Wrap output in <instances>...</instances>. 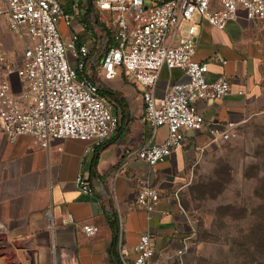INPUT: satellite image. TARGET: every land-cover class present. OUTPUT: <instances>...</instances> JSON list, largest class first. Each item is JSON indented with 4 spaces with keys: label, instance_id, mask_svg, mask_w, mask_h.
I'll list each match as a JSON object with an SVG mask.
<instances>
[{
    "label": "crops",
    "instance_id": "obj_1",
    "mask_svg": "<svg viewBox=\"0 0 264 264\" xmlns=\"http://www.w3.org/2000/svg\"><path fill=\"white\" fill-rule=\"evenodd\" d=\"M61 3L64 11L75 16L70 26L60 21L64 38L76 36L79 43L88 44L90 65L95 67L111 43L108 25L103 19L97 21L92 0ZM0 41L9 52L24 46V40L9 28L5 13H0ZM213 55L226 62L212 61L210 76L226 74L232 88L221 99L201 100L199 107L206 120L234 121L240 127L264 110V18L250 19L241 13L224 28L201 21L196 56L205 60ZM186 80L182 69L164 67L158 94L163 96L170 83ZM103 82L102 93L112 102L119 124L95 150L86 151L88 141L77 138H56L49 148H43L29 134L12 139L0 131V264H122L117 245L121 221L131 256L143 232L151 234L160 264H177L176 251L184 245L187 252L193 226L176 185L196 155L214 143L211 135L207 129H188L183 145L166 160L151 166L135 158L123 166L128 149L163 141L168 128L162 125L152 136L144 119L141 89L124 72ZM80 172L87 176L92 193L76 186ZM145 180L160 191L153 211L137 202ZM48 210L54 228L49 226ZM70 214L75 221H66ZM86 223L96 225L97 231L87 234Z\"/></svg>",
    "mask_w": 264,
    "mask_h": 264
},
{
    "label": "built area",
    "instance_id": "obj_2",
    "mask_svg": "<svg viewBox=\"0 0 264 264\" xmlns=\"http://www.w3.org/2000/svg\"><path fill=\"white\" fill-rule=\"evenodd\" d=\"M2 1L0 13L8 16L9 28L24 40V46L13 52L0 41V131L10 138L29 134L43 148L56 138L88 141L86 151L101 147L119 124L112 102L102 93V81L121 72L141 89L144 119L152 136L160 126L168 128L163 141L128 149L123 166L135 158L151 166L166 160L183 145L188 129H207L213 142L239 134L238 123L206 120L199 107L201 100L223 98L232 85L224 73L210 76V63L226 59L197 58V26L205 20L224 28L241 13L250 19L264 18V0H92L96 11L108 13L117 40L106 45L95 67L90 65L88 44L79 43L76 36L64 38L59 23L63 20L70 26L75 16L64 11L61 0ZM164 67L182 69L188 80L170 83L160 96ZM75 183L81 191L92 193L84 173L77 175ZM159 200V189L143 181L139 206L153 211ZM47 214L54 228L51 211ZM66 221L75 217L70 214ZM83 227L89 235L98 229L91 223ZM117 245L122 264H160L149 232L140 235L131 256L121 221ZM186 249L184 245L176 251L177 264H185Z\"/></svg>",
    "mask_w": 264,
    "mask_h": 264
},
{
    "label": "rangeland",
    "instance_id": "obj_3",
    "mask_svg": "<svg viewBox=\"0 0 264 264\" xmlns=\"http://www.w3.org/2000/svg\"><path fill=\"white\" fill-rule=\"evenodd\" d=\"M97 17L113 29L107 12ZM185 172L176 185L193 226L185 264H264V110Z\"/></svg>",
    "mask_w": 264,
    "mask_h": 264
},
{
    "label": "trees",
    "instance_id": "obj_4",
    "mask_svg": "<svg viewBox=\"0 0 264 264\" xmlns=\"http://www.w3.org/2000/svg\"><path fill=\"white\" fill-rule=\"evenodd\" d=\"M107 31H108V35H109V38H110V42L112 44L116 43L117 40L115 38L114 31L112 29H110V28H108ZM260 239H261L262 244L264 245V233L262 234Z\"/></svg>",
    "mask_w": 264,
    "mask_h": 264
}]
</instances>
